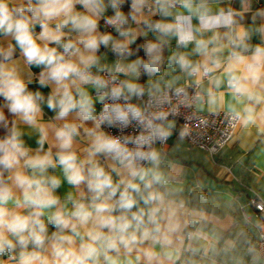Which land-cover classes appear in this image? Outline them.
Segmentation results:
<instances>
[{
	"label": "clouds",
	"instance_id": "9594fccd",
	"mask_svg": "<svg viewBox=\"0 0 264 264\" xmlns=\"http://www.w3.org/2000/svg\"><path fill=\"white\" fill-rule=\"evenodd\" d=\"M259 2L0 0V264H264V173L186 155L264 137Z\"/></svg>",
	"mask_w": 264,
	"mask_h": 264
},
{
	"label": "crops",
	"instance_id": "0c3cea01",
	"mask_svg": "<svg viewBox=\"0 0 264 264\" xmlns=\"http://www.w3.org/2000/svg\"><path fill=\"white\" fill-rule=\"evenodd\" d=\"M256 6H264V0ZM233 137L235 143L225 145L213 156L203 149L191 148L186 154L187 160L189 166L204 174L217 190L246 192L245 184H251L264 173V137H257L254 129L239 127ZM245 142L252 145L250 150L242 147Z\"/></svg>",
	"mask_w": 264,
	"mask_h": 264
},
{
	"label": "built area",
	"instance_id": "2783aa9c",
	"mask_svg": "<svg viewBox=\"0 0 264 264\" xmlns=\"http://www.w3.org/2000/svg\"><path fill=\"white\" fill-rule=\"evenodd\" d=\"M197 124L201 132L197 148L207 151L211 156L215 155L222 149L219 146V141L226 127L223 123V115L209 116L202 113L197 120ZM234 132L235 129L230 130L229 134L233 135Z\"/></svg>",
	"mask_w": 264,
	"mask_h": 264
}]
</instances>
